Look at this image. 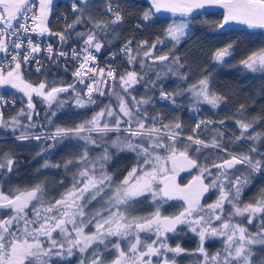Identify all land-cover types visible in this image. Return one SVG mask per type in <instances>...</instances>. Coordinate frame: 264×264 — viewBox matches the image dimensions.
Segmentation results:
<instances>
[{
	"label": "snow or ice",
	"instance_id": "6c2138e0",
	"mask_svg": "<svg viewBox=\"0 0 264 264\" xmlns=\"http://www.w3.org/2000/svg\"><path fill=\"white\" fill-rule=\"evenodd\" d=\"M81 3H87V0H79V3L72 4L74 12H80L72 24L67 25V29H74L76 24L83 23L81 16L85 9L80 7ZM151 7L141 14L142 21H149L156 13L162 11L172 13L174 16L188 18L192 17L193 12L205 8L206 5H216L224 10L223 19L217 24L218 28H224L230 23H239L249 28L264 29V0H150ZM53 0H0V53L5 56L10 55V63L5 67L0 66V89H15L23 93L27 98V109H21L17 117H12L10 121L4 119L3 111H0V127L15 129L20 127L19 116H25L29 124L24 126L19 140L35 139H53L76 137L84 140L86 144H97L92 138V133H98L103 138L109 132H120L121 123L127 124L124 129L126 135L132 139L120 141L119 137L112 142V146L123 151L130 150L137 154L141 159L137 160L135 165L127 172V175L119 181L118 184L113 180V176L105 170V164L99 163V174L97 175V164L92 163L78 171L73 177V185L65 193L61 194L59 199L45 202L44 186L37 184L30 189H15L12 195H6L0 191V209L10 210L5 219H0V264H54V258L65 259L74 255L73 249H78L83 254L92 249L89 264H109L104 256L105 252L111 253L114 249L117 256L110 264H153L151 257H162L160 264H176L174 259H169L166 253H183L185 250L179 245L171 247L167 244L168 233H174L177 226L186 224L192 232L197 233L200 239L198 251L202 254L204 264H256L253 260L254 245L264 246V189L252 202L241 205V197L244 189L249 186V175L236 176L233 179L229 174V169L236 168L237 165L244 166L249 174L259 173L264 169V160L254 157L258 153L256 145L264 140V133L252 132L259 118H253L246 121L244 118L245 105L241 104L238 109L240 118L236 123L241 129L240 135L236 140L252 141L246 152L240 154L229 153L228 157L223 159L222 163L213 162L211 166L198 163L197 159L189 154L192 144L198 145L194 149L200 152L201 147L221 148L225 151L220 140L213 137L211 144L204 140L189 135L187 140L190 142L185 145L183 150L176 147L180 137L178 129L182 128L179 122L162 124L161 128L155 126L158 117H152L151 126L146 127L147 113L143 117L140 115V107L149 101L141 98L137 100L132 96L133 108L129 106L127 100L119 93H114L119 102V113L128 119L122 121L119 115L111 107L102 109L96 113L90 120L85 121L73 128L57 127L55 133L50 137L28 133L27 129L35 128L37 125L32 122V115L35 112L36 105L33 103V96L40 98L41 102L48 105L53 104L63 106L64 101L59 100V94L68 92L70 89L74 93L75 104L78 107H86L87 104L94 103L93 93L98 92L103 95L101 85L107 86L108 78L114 83L117 80L116 69L109 68L107 71L103 68H97L93 63L96 61L93 51L99 52L103 47L97 32L106 34L108 29L124 20L119 5L113 6L110 2L106 8L113 18L110 21L93 20L89 15L88 22L92 24V29L87 32L76 33L83 38L84 55L79 63V67L73 73L78 78V82L85 84V78L89 77L90 82L85 84L86 100L81 93L76 90L75 84L66 86H56L55 82L49 85L46 81L33 84L24 79L21 59L25 64L32 58L33 53L42 51L39 44L33 42L31 38L27 39V54L21 58L20 52L15 51L25 47L22 34L35 33L43 36L56 35L61 42H66L71 33L65 32L52 33L48 28V19L52 11ZM31 21V24H29ZM139 27V25H137ZM189 21L187 19L173 20L165 29V37L178 45L182 38L187 35ZM14 38V39H13ZM163 40L157 38L155 43L148 46V50L143 51L145 57L152 56V50L156 49L157 44H162ZM11 44L14 54L9 53ZM132 41L128 40L121 51L125 54L132 52ZM148 45L147 41H141L137 47L144 49ZM233 46L227 45L225 48L215 53L217 61H223L225 56L230 55V49ZM47 53L51 57L53 47L48 45ZM73 58H79L81 53L76 49L72 50ZM59 57H66L68 53L63 51L56 54ZM139 55V53H137ZM156 61H168L169 55H159L153 58ZM128 62L134 63L135 56L129 55ZM245 68L255 72L264 71V49L255 52L242 60ZM143 66V62H141ZM183 68L184 64L178 56L173 55L170 66H167L169 72ZM87 66V67H86ZM40 69L37 68V71ZM94 74V75H93ZM157 73V78H159ZM183 79H187L184 75ZM120 87L124 93H128L129 88H133L143 79L136 71L125 70L118 77ZM155 86V85H153ZM195 97L196 103H206L213 108H218L226 97L216 93L211 89L210 79L207 75L203 76L196 84L188 89ZM183 94L177 92L176 95ZM161 99L171 100L175 103V96L161 90ZM8 103L0 95V106ZM14 103V101H13ZM39 115V113H35ZM55 113H53L54 115ZM105 114L111 118L116 116L114 123L110 126L107 122L101 124ZM135 117V119H134ZM133 122L136 128H132ZM211 123L210 121H200L195 125L193 132L199 129L202 124ZM220 123H223L221 121ZM164 134L161 135V131ZM222 137V133L219 134ZM169 143H165V141ZM138 141V142H134ZM147 144V146H145ZM163 152V154H161ZM264 155V154H261ZM110 159L108 149L97 157V161H107ZM79 163L88 162L87 149L80 155ZM15 158L8 153L0 156V171L11 172ZM69 160L64 165L72 164ZM45 168L50 165L45 162ZM60 167V165H53ZM196 168L199 175L194 177L193 181L185 186L177 183V176L181 171ZM216 168L218 175H213L211 169ZM207 174V175H205ZM212 177L209 183L205 179ZM227 182V186L225 184ZM82 185V186H81ZM106 188H113L108 195L102 209L92 213H86L85 208L97 196H101ZM210 189H217L219 195L214 203L203 205L201 203L204 194ZM151 197L154 205L162 199L184 201L183 210L173 216H164L161 214L160 207L156 206L155 211L147 216H136V205L140 203V197ZM87 197V198H86ZM104 199V197H101ZM35 201V203H33ZM225 203L231 205L228 216H224ZM31 212V217L29 215ZM107 212V215L104 213ZM247 217V224L251 225L253 220L259 216L260 229L255 232H249L248 227L243 223H233L232 217ZM214 221H220L218 227H214ZM21 222L22 226H21ZM89 231H85L89 226ZM141 233H152L155 239L151 243L142 241ZM55 234V235H54ZM74 234V235H73ZM223 237L224 248L223 255L217 252L209 256L203 247L206 237ZM118 238L113 242L112 238ZM131 238V239H129ZM127 240V250L121 247L120 241ZM103 245V252L100 246ZM95 246V247H94ZM111 246V247H109ZM148 259H145V258ZM79 264H85L81 259ZM259 264H264V259L259 260Z\"/></svg>",
	"mask_w": 264,
	"mask_h": 264
},
{
	"label": "trees",
	"instance_id": "16d2710c",
	"mask_svg": "<svg viewBox=\"0 0 264 264\" xmlns=\"http://www.w3.org/2000/svg\"><path fill=\"white\" fill-rule=\"evenodd\" d=\"M76 0H61L59 4L53 9L49 28L52 33L65 32L67 35L71 33L66 42H61L56 35L47 37L46 41L57 50H68L83 46V38L76 35V33L87 32L92 29V24L88 22L89 15L93 20L110 21L113 16L106 11L108 3L113 6L119 5L123 22L110 27L106 34L97 32L103 47L101 48V60L107 61L113 58L110 62L118 68V77L125 70L136 71L143 78L140 83L133 88L128 89L124 93L120 87L119 79L115 87H107L101 89L103 95L92 97L94 103L87 104L86 107H78L75 104L74 93L70 89L68 92L60 93L59 100L64 101L63 106L53 104L51 108L47 104L41 102L40 98L34 97L33 103L36 105L34 118L32 122L37 126L35 128L27 129L28 133L35 135H43L44 137L52 136L57 127L73 128L76 125L90 120L96 113L102 109L111 107L119 115L122 121L128 118L119 113V102L114 93H119L127 100L130 107L135 112V106L131 99L132 96L137 100L144 98L149 102L140 107V115L143 117L147 113L146 125L149 124L152 117H158V128L162 124H170L171 122H179L182 125L179 140L176 147L183 150L184 146L190 142L187 140L189 135H194L196 138L204 140L211 144L213 137L220 140L224 149L201 147L200 152H195L194 149L199 147L192 144L189 154L197 159L198 163L211 166L213 162L219 164L223 159L228 157L229 153L240 154L246 152L252 141L236 140L235 137L240 135L241 129L236 123V119L240 118L238 109L241 104L245 105L244 118L250 121L253 118H259L252 132L264 133V71H251L244 67L242 60L255 52L264 49V31H249V30H224L218 28L217 24L222 21L221 14H206L200 17L189 19L192 31L190 34L180 41L178 45L174 46V42H167L165 37V29L168 24L172 23L171 18H161L153 16L149 21H142L141 14L146 11L151 5L146 0H90L86 4H80V7L85 9V13L81 16L83 23L76 24L74 29H67L68 24H72L80 12L72 10V4ZM178 21V20H177ZM139 25V27H137ZM157 38L163 40L162 44H157L156 49L152 50L151 57H145L143 51L148 50V46L155 43ZM132 41V52L125 54L121 49L128 41ZM141 41H147L148 45L144 49L138 48L137 45ZM231 44L230 57L227 60L217 61L215 53ZM139 53V55H137ZM135 56V62L129 63L128 56ZM159 55H169L168 61H156L153 58ZM178 56L183 68H179V73L176 71V66L173 71L169 72L167 66H170L172 56ZM143 62V66L141 65ZM48 65H45L40 71H32L25 76L26 81L38 84L41 81H46L49 85L55 82L56 86L75 84L76 90L81 93V96L86 100V90L78 82V78L73 75L75 72V63L70 58L59 57L54 54ZM159 73V78H157ZM186 75L187 79L182 77ZM207 75L210 79L211 89L216 93L226 97V100L219 108L210 106H202L201 114H197L195 98L190 96L189 87ZM155 85V86H153ZM161 90L175 96V103L169 100L161 99ZM177 92L183 94L176 95ZM0 95L7 98L12 105L4 108L3 115L6 121H10L12 117H17L21 109L26 112L27 101L24 96L16 98V95L9 90L0 89ZM14 101V103H13ZM200 105V104H199ZM196 113L198 120L192 118V113ZM53 113H55L53 115ZM21 121L20 127L15 129L8 127H0V156L5 153L11 154L15 158L13 170L11 172L0 171V191L6 195H12L14 190L30 189L37 184L44 186V200L45 202L59 199L62 193L70 189L73 185V177L78 171L90 164H97V175L99 174V163L105 164V170L108 174L113 176L114 184H118L127 172L135 165L136 161L141 159L136 153L130 150H119L112 146V142L119 137L120 141L132 139L125 133L109 132L101 138L98 133H92V138L97 141V144H86L84 140L76 137H65L63 139H28L19 140L17 137L21 134L24 126L29 124L25 116H19ZM116 116L109 118L106 114L101 120V124L107 122L110 126L114 123ZM135 119V117H134ZM200 121H210L196 129L195 125ZM223 121V123H220ZM127 124L121 123L120 127H126ZM133 127L136 123L133 122ZM151 126V125H149ZM162 129V133L164 134ZM222 133V137L219 135ZM138 142V141H134ZM169 143V141H165ZM147 146V144L145 145ZM256 147L258 153H254V157L264 160V140H261ZM108 149L110 159L107 161H97L104 149ZM87 149L88 162L81 164L78 162L80 155ZM163 154V152H161ZM72 160V164L64 165L67 161ZM47 162L50 166L45 168L43 165ZM53 165H60L54 167ZM213 175H218L216 168L211 169ZM260 173V174H259ZM249 174L244 166L237 165L234 169H229L228 174L235 179L236 176L249 175V186L244 189L241 197V205L252 202L259 195L260 191L264 189V169L261 172ZM195 174H199L195 169ZM210 182L212 177H208ZM182 184L186 182L181 181ZM227 186V183H225ZM82 186V185H81ZM113 188H106L112 190ZM110 192H107V195ZM212 195L203 199V205L212 204L217 199L219 192L217 189H212ZM101 197H104L102 199ZM100 197V204L94 200L85 208L86 213H92L98 209H102L106 195ZM87 198V197H86ZM140 203L136 205V216H146L155 211V206L150 199H140ZM35 203V201L33 202ZM103 203V204H101ZM167 203V204H166ZM164 208H161V213L164 215L177 214L183 210L184 203L172 204L165 202ZM159 205V204H157ZM224 215L228 216L231 210V205L225 203ZM10 210L0 209V219H5L9 215ZM31 217V212L29 211ZM236 222V216L232 217ZM240 220V219H237ZM239 222V221H238ZM21 222V226H22ZM244 225L250 229V232L255 233L260 229V218L257 216L253 220L251 226L244 222ZM91 225L86 231L91 229ZM55 235V234H54ZM74 235V234H73ZM189 233L183 235V248L192 255L183 256L180 258V264H203V256L198 252L200 246V239H194L189 236ZM209 244L205 245V249L209 256L221 252L223 255L224 238L212 237ZM185 242V243H184ZM196 244V245H192ZM254 256L253 260L259 264L260 259H264V246H253ZM190 256V257H189ZM71 259H56L54 264H79V259L70 261Z\"/></svg>",
	"mask_w": 264,
	"mask_h": 264
},
{
	"label": "flooded vegetation",
	"instance_id": "af4514ba",
	"mask_svg": "<svg viewBox=\"0 0 264 264\" xmlns=\"http://www.w3.org/2000/svg\"><path fill=\"white\" fill-rule=\"evenodd\" d=\"M209 148H212V147H209ZM213 149H214V148H213ZM195 169H196V168H192V169H189V170L181 171L179 177L177 178L178 183H179L181 186H185V185L189 184L190 182H192L193 179H194V177H196L197 175H199V174H195ZM205 175H207V174H205ZM208 179H209V178L205 179V183H206V184L209 183V181H207ZM181 181L186 182V184H182ZM225 183H227V182L225 181ZM211 193H212V189H210L208 192H206V193L204 194L203 199H206L209 195H212ZM103 195H106V196H107V192L105 191L104 193L101 194V196H103ZM101 196H97V198H96V200H94V202L100 200V197H101ZM141 199H145V198H141ZM203 199H202V202H203ZM139 200H140V199H139ZM165 200H166V199H162V200L158 201L157 203L164 204V201H165ZM167 200H168V199H167ZM169 202L172 203V204H180V203H184V201H182V200H178V199L169 200ZM98 203L100 204L99 201H98ZM101 204H103V203H101ZM184 205H185V203H184ZM224 206H225V205H224ZM88 208H89V206H87V210H88ZM163 208H164V207H163ZM160 211H161V209H160ZM161 214L164 215L163 212H162ZM177 214H178V213H177ZM173 215H176V214H173ZM173 215H164V216H173ZM224 216H225V215H224ZM225 217H226V216H225ZM237 221H239L238 223H243V224H244V222H246L247 219H246V218H244V219L242 218V219L237 220ZM232 222H233V223H236V222H234L233 220H232ZM219 224H220V221H214L213 226H214V227H218ZM250 226H251V225H250ZM186 233H189V236H192L194 239H199V236L197 235V233L192 232V231L190 230V228L188 227V225H186V224H181V225H178L176 232H174V233H168V238H167V241H166L167 244H168L169 246L173 247V248L176 247L177 245H179L181 248H183V235L186 234ZM140 235H141V239H142V241L147 242V243H151V241L155 239V236H154V234H152V233H141ZM189 236H188V237H189ZM217 237H218V236H217ZM117 239H118V238H116V237H113V238H112L113 242H115ZM129 239H131V238H129ZM210 239H211V238H207V237H206V239H205V241H204V242H206V245L209 244ZM120 243H121V247L124 248L125 250H127V243H128V241H127V240H123V241H120ZM184 243H185V242H184ZM192 245L194 246V245H196V244H192ZM94 247H95V246H94ZM109 247H111V246H109ZM203 247L205 248V245H203ZM183 249H184V248H183ZM100 250L103 252V245L100 246ZM184 250H185V249H184ZM205 250H206V249H205ZM73 252H74V255H73V256H71V257H66V258H67V259H71L70 261L75 260V259H77V260L79 259V261H80L81 259H83V260L85 261V264H89V261H90V259H91V253H92V249H91V248L88 249V251L85 252V253H83V254L79 253L78 250H77V251H74V250H73ZM198 252H199V251H198ZM206 252H207V251H206ZM166 255L169 257V259H174L175 262H176V264H180V258H181V257H183V256H188V255L191 256L192 253H188V255H187V251L185 250L183 253H180V254H175V253L168 252V253H166ZM104 256L107 258V260H108V262H109V264H110V262L116 258V256H117V252H116L114 249H112V250H111V253L105 252V253H104ZM190 256H189V257H190ZM145 259H148V258L146 257ZM151 259H152V261H153V264H160V262H161V260H162V257H155V256H154V257H151ZM78 263H79V262H78ZM203 264H204V262H203Z\"/></svg>",
	"mask_w": 264,
	"mask_h": 264
},
{
	"label": "built area",
	"instance_id": "2783aa9c",
	"mask_svg": "<svg viewBox=\"0 0 264 264\" xmlns=\"http://www.w3.org/2000/svg\"><path fill=\"white\" fill-rule=\"evenodd\" d=\"M29 24H31V21H29ZM22 38L24 39L25 47L22 48V49H19V50H15V51H19L20 52L21 58L24 55L27 54V39L28 38H31L34 43L39 44L40 48L42 49V51L39 52V53H33L32 54V58H30V60L28 61L27 64H25L23 62V60L21 59V63L23 64V66H26V68H25L26 75H29L32 71L36 72L37 71V68H39L41 70L45 65H47L48 60H49V54L47 53L46 48L50 44L46 41V39H45L44 36H40V35H37L35 33L22 34ZM83 47H84V45L81 46V47H77V48H71V49H68V50H63V52L68 53V55L66 57H63V58H70V60L72 62H74L76 60L75 58H73V56L71 54L72 53V50L73 49H76L77 51H79L81 53L80 57L78 58L79 60H76L77 63L75 62L77 64L76 65V70L79 67L80 61L83 59V55H84V53L82 51ZM53 50H54L53 53L55 52L56 54L62 51V50H57L56 51L54 49V47H53ZM92 51H93V55H95L97 59L94 62H91L90 61L89 62V66H91L94 63L97 66L98 69L99 68H103L106 71L109 68L116 69V75H117V79H118V68L116 67V65H113L110 62L113 58H109V59H107V61H102L101 60V55H100L101 50L99 52H95L94 50H92ZM9 53L14 54V50H13L11 44L9 45ZM10 59H11L10 55L5 56V54L0 53V66H3V67H5V69H7L8 65L10 63ZM86 81L90 82V78L89 77L88 78H85V84L88 83ZM116 82H117V80L115 81V84H116ZM113 83L114 82L110 78H108V84H107V86H105V85H101V86L103 88L112 87ZM85 84H81V85H85ZM3 97H4V99L6 101H8V103L0 106V111H3L4 108H7V107H9V106L12 105V102L9 101L10 96H7V98L5 96H3ZM162 100H164V99H162ZM191 113H192L193 116H195L194 118H198L197 117L198 115H196V113H194V112H191Z\"/></svg>",
	"mask_w": 264,
	"mask_h": 264
},
{
	"label": "water",
	"instance_id": "95a60500",
	"mask_svg": "<svg viewBox=\"0 0 264 264\" xmlns=\"http://www.w3.org/2000/svg\"><path fill=\"white\" fill-rule=\"evenodd\" d=\"M60 1L61 0H53L52 11L57 6V4H59ZM76 1L79 2V0H76ZM89 1L90 0H87V2H89ZM146 1L151 5L150 0H146ZM37 2H38V0H37ZM82 4H85V3H82ZM52 11H51V14H50L49 19H48V28H49V23L51 21ZM223 12H224V10L222 8H220L219 6L206 5L205 8L199 9V10H196L195 12H193L192 17H188V18L180 17L178 14L174 16L172 13L164 12V11H162L160 13H156V16L161 17V18H171V19H177V20H180V19L189 20V19H193V18H196V17H200V16H203V15H206V14H221V15H223ZM222 29H224V30L264 31V29H259V28L253 29V28L247 27L246 25L235 23V22L230 23L229 25H225V27L222 28ZM43 36L50 37L52 35H48L46 33ZM177 183H178V181H177ZM178 200H180V199H178Z\"/></svg>",
	"mask_w": 264,
	"mask_h": 264
},
{
	"label": "rangeland",
	"instance_id": "374dc122",
	"mask_svg": "<svg viewBox=\"0 0 264 264\" xmlns=\"http://www.w3.org/2000/svg\"><path fill=\"white\" fill-rule=\"evenodd\" d=\"M192 31V28H191V24H190V22H189V29H188V31H187V35L186 36H188L189 34H190V32ZM185 36V37H186ZM166 41L167 42H173V41H171L170 39H166ZM54 54H56L55 52L52 54V56L54 55ZM51 56V57H52ZM51 57L49 56V60L51 59ZM230 57V55H228V56H225L224 57V59L225 60H227L228 58ZM76 60H79L78 58H75ZM74 61V63L76 62L77 63V61ZM75 63V71H76V64ZM48 65V64H47ZM25 68H26V66H23V64H22V69H23V71H24V79H25V76H26V70H25ZM86 78H88V77H86ZM26 80V79H25ZM86 82H88V81H86ZM89 83V82H88ZM197 82H195V83H193V84H196ZM192 84V85H193ZM81 86H83L84 87V89L86 90V87H85V85H81ZM191 87V86H190ZM189 87V88H190ZM4 90H9L10 92H12V93H14L15 95H16V98H19L20 96H24L23 95V93H21V92H18V91H16L15 89H10V88H8V89H4ZM189 94H190V96H192V98H195L190 92H189ZM97 95H100L98 92H94L93 93V96L92 97H95V96H97ZM34 97H36L35 95L33 96V100H34ZM24 98L26 99V101H27V98L24 96ZM200 104V105H199ZM210 106V107H212L211 105H209V104H206V103H198V105L197 104H195V106L194 107H196L195 109H193V110H197V114L199 115V114H201V110H202V106ZM221 105H222V103H221ZM220 105V106H221ZM219 106V107H220ZM218 107V108H219ZM35 111H36V108H35ZM34 114H35V112L33 113V115H32V119L34 118ZM196 114V115H197ZM192 115V114H191ZM195 116H193L192 115V118L194 119V120H196L197 118H194ZM26 118V117H25ZM27 119V118H26ZM199 119V118H198ZM197 119V120H198ZM28 120V119H27ZM159 123V120H157L156 121V124H155V126L157 127V124ZM152 124V119L150 120V122H149V124L148 125H146V127H148L149 125H151ZM203 125V124H202ZM201 125V126H202ZM127 127V126H126ZM126 127H123L124 129L126 128ZM132 128L133 129H135L136 127H133L132 126ZM201 128V127H200ZM120 129H121V131L120 132H112V133H120V134H123V133H125V131H124V129H122V127H120ZM126 134V133H125ZM161 135H163V133L161 132ZM181 173V172H180ZM180 173L178 174V176H177V178L179 177V175H180ZM260 174V173H259ZM113 191V189L112 190H107L106 192H110L108 195H110L111 194V192ZM108 195L106 196V197H108ZM141 198H145V197H140L139 199H141ZM147 199H150L151 200V197L149 196V197H147ZM169 202V200H165V202ZM170 203V202H169ZM157 204H159V205H156V206H159L160 207V209L161 208H163L166 204H160V203H157ZM155 206V207H156ZM108 213L107 212H105L104 213V215H107ZM147 216V215H146ZM244 219V218H246L247 219V217L245 216V217H239V216H236V223H238V221H237V219ZM178 227V226H177ZM249 227H250V225H249ZM249 230V232H250V229H248ZM85 231H86V229H85ZM87 232V231H86ZM218 238H221V237H218ZM203 245H206V242H204L203 243ZM74 251H77L78 249H73Z\"/></svg>",
	"mask_w": 264,
	"mask_h": 264
},
{
	"label": "crops",
	"instance_id": "0c3cea01",
	"mask_svg": "<svg viewBox=\"0 0 264 264\" xmlns=\"http://www.w3.org/2000/svg\"><path fill=\"white\" fill-rule=\"evenodd\" d=\"M45 39H47V37H45ZM101 89H104V88L101 86Z\"/></svg>",
	"mask_w": 264,
	"mask_h": 264
}]
</instances>
